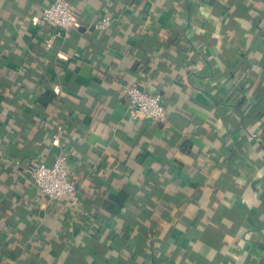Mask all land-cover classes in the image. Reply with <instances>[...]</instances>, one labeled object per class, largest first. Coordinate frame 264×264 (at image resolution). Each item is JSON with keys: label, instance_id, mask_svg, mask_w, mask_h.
Wrapping results in <instances>:
<instances>
[{"label": "crops", "instance_id": "crops-1", "mask_svg": "<svg viewBox=\"0 0 264 264\" xmlns=\"http://www.w3.org/2000/svg\"><path fill=\"white\" fill-rule=\"evenodd\" d=\"M50 1L0 0V264H264V0H70L47 48ZM61 151L79 209L30 173Z\"/></svg>", "mask_w": 264, "mask_h": 264}, {"label": "built area", "instance_id": "built-area-1", "mask_svg": "<svg viewBox=\"0 0 264 264\" xmlns=\"http://www.w3.org/2000/svg\"><path fill=\"white\" fill-rule=\"evenodd\" d=\"M38 23L51 29L46 39V47L51 48L56 36L55 31L66 33L75 28V8L70 0H51L43 8ZM112 23L113 19L104 15L98 17L92 26L95 30L102 31L108 29ZM125 93L128 97V114L132 120H151L159 124L167 120L168 110L160 93L148 91L136 82L127 84ZM52 138L58 140V132L54 133ZM69 170L68 155L64 151L59 152L52 163L42 161L30 170L37 193L47 200V205L66 195L72 208H81L80 191L71 179Z\"/></svg>", "mask_w": 264, "mask_h": 264}, {"label": "trees", "instance_id": "trees-1", "mask_svg": "<svg viewBox=\"0 0 264 264\" xmlns=\"http://www.w3.org/2000/svg\"><path fill=\"white\" fill-rule=\"evenodd\" d=\"M0 102H1V100H0ZM119 201L123 203L124 198H123L122 196H120V197H119ZM119 201H118V203H119ZM113 210H116V207H113ZM113 212H114V211H113Z\"/></svg>", "mask_w": 264, "mask_h": 264}]
</instances>
